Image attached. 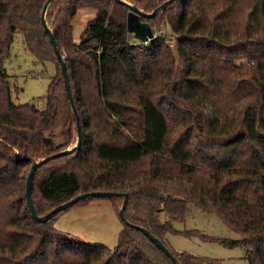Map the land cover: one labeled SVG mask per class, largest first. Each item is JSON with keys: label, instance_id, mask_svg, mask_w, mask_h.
Listing matches in <instances>:
<instances>
[{"label": "trees", "instance_id": "1", "mask_svg": "<svg viewBox=\"0 0 264 264\" xmlns=\"http://www.w3.org/2000/svg\"><path fill=\"white\" fill-rule=\"evenodd\" d=\"M147 13L167 0H127ZM47 0H0V264H181L220 261L178 252L167 240L191 208L216 214L264 264V0H173L136 38L130 8L113 0H52L46 21L67 64L80 146L37 169L38 215L78 194H128L114 249L85 244L36 221L26 185L36 160L78 140L56 48L42 22ZM93 7L79 41L73 18ZM175 36L170 43L163 31ZM41 62L52 61L44 105L16 103L5 62L16 31ZM82 201V200H80ZM225 241V240H223ZM218 263V264H219Z\"/></svg>", "mask_w": 264, "mask_h": 264}, {"label": "rangeland", "instance_id": "2", "mask_svg": "<svg viewBox=\"0 0 264 264\" xmlns=\"http://www.w3.org/2000/svg\"><path fill=\"white\" fill-rule=\"evenodd\" d=\"M114 1V0H113ZM141 9V8H140ZM93 7H82L73 18V35L79 41L87 22L95 16ZM172 45L175 36L168 26H163ZM9 79L13 85V100L16 103L35 102L42 107L43 96L57 74L54 62H41L27 48L21 31H16L10 56L5 62ZM75 145H71V148ZM122 199L110 196H95L82 199L61 210L52 220L53 225L85 244H105L114 249L124 227L120 216ZM175 227L188 235L170 233L167 240L178 252L186 251L196 256L216 259L219 264H251L241 245L228 241L240 238L220 217L191 208L182 222ZM225 240V241H223ZM217 263V264H218Z\"/></svg>", "mask_w": 264, "mask_h": 264}, {"label": "water", "instance_id": "3", "mask_svg": "<svg viewBox=\"0 0 264 264\" xmlns=\"http://www.w3.org/2000/svg\"><path fill=\"white\" fill-rule=\"evenodd\" d=\"M51 1L52 0H47V2L45 3V5L43 7L42 22H43V25L47 28V31L50 35L51 42L53 43V46L56 48L57 56L61 62L62 72H63V75L65 77L66 94H67V97L70 100L71 105L73 107V110L75 111L76 116H77L78 140H77V143L75 144V146H73L71 148H67V149L59 151V152H56L54 154H51V155L46 156L44 158H41L40 160H36V161H34V163L31 166V169L29 171L28 178H27L26 197H27L28 206L30 208L32 216L38 222H45V221L49 220L53 215L57 214L61 210L68 208L69 206L79 202L82 199H85L88 197H95V196H113L115 194L112 191H103V190L81 193V194H78L77 196L73 197L72 199L64 202V203H62L58 206H55L53 209H51L49 212H47L44 215H38L36 212V209H35V204L33 202V197H32V191H33V186H34V177H35V174H36L39 166H41L42 164L48 162L49 160H51L53 158H56V157H59L62 155H66V154L70 153L71 151L77 149L80 146L81 140H82V133H81L80 122H79V118H78V114H77V107L75 105L73 93H72L71 86L69 83V74H68L67 64L64 60L63 55L61 54V52L58 49V45H57L55 35H54L53 31L47 25V21H46V17H45L47 7L51 3ZM114 1L123 3L130 8V11L128 12V16H127L128 30L136 38H140L144 41H148L151 38H153L155 34H154V31H153L151 25L148 22L144 21L142 19V17L143 16H146V17L155 16L159 9L167 7L173 0L165 1L163 4H161L157 9H155L151 13H147V12L143 11L137 5L132 4L127 0H114ZM124 197H125L124 202H123L122 208L120 209V215L122 217H123L124 208L127 205L128 194L126 193L124 195ZM136 228L142 230L145 233V235H147L161 250H163L173 260V262L175 264H181L178 262V259L175 256V254L170 250V248L160 238L156 237L147 228H145L143 226L137 225Z\"/></svg>", "mask_w": 264, "mask_h": 264}]
</instances>
